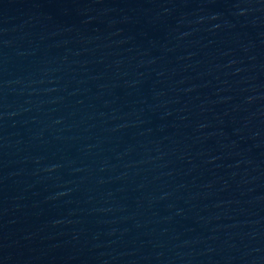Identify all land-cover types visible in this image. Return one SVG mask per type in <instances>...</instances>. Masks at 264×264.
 I'll use <instances>...</instances> for the list:
<instances>
[{"label": "water", "instance_id": "1", "mask_svg": "<svg viewBox=\"0 0 264 264\" xmlns=\"http://www.w3.org/2000/svg\"><path fill=\"white\" fill-rule=\"evenodd\" d=\"M0 264H264V0H0Z\"/></svg>", "mask_w": 264, "mask_h": 264}]
</instances>
